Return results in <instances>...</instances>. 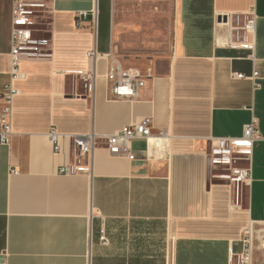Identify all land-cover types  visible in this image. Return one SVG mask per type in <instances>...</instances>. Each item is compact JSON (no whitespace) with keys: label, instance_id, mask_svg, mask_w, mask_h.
I'll return each instance as SVG.
<instances>
[{"label":"crops","instance_id":"crops-1","mask_svg":"<svg viewBox=\"0 0 264 264\" xmlns=\"http://www.w3.org/2000/svg\"><path fill=\"white\" fill-rule=\"evenodd\" d=\"M117 1L50 0L38 18L52 51L21 60L24 77L12 80L11 134L0 143V264H233L243 229L264 223V0H169V49L126 55L115 53ZM11 7L0 0V96L10 82ZM82 10L97 15L92 90L83 75L95 39L89 17L76 25ZM251 15L244 34L237 25ZM241 34L252 49L230 44ZM112 59L141 74L135 98L111 96ZM252 116L260 138L240 192L212 180L207 153L212 138L241 136ZM144 117L150 137L109 153L104 138ZM87 133L97 145L77 156L72 136ZM62 165L80 170L62 175ZM258 247L250 264H264Z\"/></svg>","mask_w":264,"mask_h":264},{"label":"built area","instance_id":"built-area-1","mask_svg":"<svg viewBox=\"0 0 264 264\" xmlns=\"http://www.w3.org/2000/svg\"><path fill=\"white\" fill-rule=\"evenodd\" d=\"M50 0H12L11 7V36H10V82L5 84L1 99L3 101L0 111V143H6L11 134V106L18 90L13 86L12 80L23 78L24 73L19 69V63L23 59H37L51 55L50 39L46 35V29L41 27L38 20L40 16L49 11ZM91 19L94 31L93 46L87 52L91 60L90 68L84 72L83 78L88 82L92 90L96 80V20L95 11H79L76 15V25L80 27L84 20ZM223 21V16H220ZM237 24L241 20L236 21ZM255 16H245L238 29L244 34L253 32ZM241 34L240 41L231 42L232 46L253 48V43L245 41V35ZM239 37V35H237ZM150 76V74H148ZM236 77L243 74L236 73ZM257 70L252 72V78L259 77ZM107 80L111 82L110 93L115 99H131L138 95L143 85V78L139 71L134 69L122 70L118 61L112 59L106 73ZM152 119L144 117L135 124L125 125L115 133L104 138V145L111 154L129 153L131 141L137 138L148 139ZM54 142V151L60 147L57 135L50 133ZM260 138L257 119L252 116L250 121L243 125L242 134L239 137H214L211 139L210 149L207 153L209 160V174L212 180L224 181L230 186H245L251 178L250 161L252 146L255 140ZM98 138L93 133L77 134L72 136V144L77 156H91L97 145ZM80 170L78 165H62L58 173L62 175L75 174ZM102 241H105L102 237ZM241 248L237 252L229 250V259L235 260V264H250L252 258V240L246 234L240 239Z\"/></svg>","mask_w":264,"mask_h":264},{"label":"rangeland","instance_id":"rangeland-1","mask_svg":"<svg viewBox=\"0 0 264 264\" xmlns=\"http://www.w3.org/2000/svg\"><path fill=\"white\" fill-rule=\"evenodd\" d=\"M116 27L118 28L119 40L116 54L126 55L130 50L143 51H167L171 43V5L169 0L146 1V0H118L115 6ZM125 27V30L122 28ZM122 40V42H121ZM128 40L130 48L123 46ZM244 186H239V191ZM243 192V191H242ZM250 236L252 240V253L264 250V223L249 224L242 231L243 235ZM240 238V239H241ZM235 264V260H233Z\"/></svg>","mask_w":264,"mask_h":264},{"label":"water","instance_id":"water-1","mask_svg":"<svg viewBox=\"0 0 264 264\" xmlns=\"http://www.w3.org/2000/svg\"><path fill=\"white\" fill-rule=\"evenodd\" d=\"M220 19V18H219ZM223 20H224V18H223Z\"/></svg>","mask_w":264,"mask_h":264}]
</instances>
